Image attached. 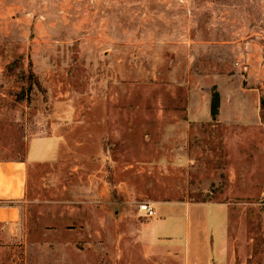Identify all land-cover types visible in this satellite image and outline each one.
Returning <instances> with one entry per match:
<instances>
[{
    "label": "rangeland",
    "instance_id": "rangeland-1",
    "mask_svg": "<svg viewBox=\"0 0 264 264\" xmlns=\"http://www.w3.org/2000/svg\"><path fill=\"white\" fill-rule=\"evenodd\" d=\"M263 65L264 0H0V161L57 140L0 264H184L202 211L177 209L189 234L148 254L138 206L155 202L226 204L233 264H264L259 127L211 115L217 76L260 88ZM208 91L211 120L191 121Z\"/></svg>",
    "mask_w": 264,
    "mask_h": 264
},
{
    "label": "crops",
    "instance_id": "crops-1",
    "mask_svg": "<svg viewBox=\"0 0 264 264\" xmlns=\"http://www.w3.org/2000/svg\"><path fill=\"white\" fill-rule=\"evenodd\" d=\"M260 83V88H242V84L236 81L235 87L229 86L226 77L217 76L211 87H214L220 96L218 114L216 118L221 125H242L244 127L258 128L262 136L264 153V117L260 99H264V65L261 73L254 77ZM240 85V87H239ZM210 87V88H211ZM240 88V89H239ZM211 92L206 94L194 93L187 97L186 114L191 121L208 122L210 115ZM234 116L231 122L226 117V110ZM57 140L40 137L32 139L29 143L26 157L20 161H0V226L11 229L22 219V205L28 200L30 181V166L50 161L57 155ZM264 199V192H263ZM156 215L149 223L139 228V233L144 238V249L148 254L155 252L163 241H170L173 237L182 239L186 237L188 224L173 221V214L177 209L192 212L194 209L202 211V222L196 223L195 229L190 232L195 243V248L187 258L182 260L184 264H233L235 252L230 245L228 237V212L229 208L223 203H162L155 202ZM250 258V256L246 257Z\"/></svg>",
    "mask_w": 264,
    "mask_h": 264
},
{
    "label": "trees",
    "instance_id": "trees-1",
    "mask_svg": "<svg viewBox=\"0 0 264 264\" xmlns=\"http://www.w3.org/2000/svg\"><path fill=\"white\" fill-rule=\"evenodd\" d=\"M12 66L13 65L11 64L9 66V69H11ZM24 82H25V85H27L28 89H25V91L20 96H23L24 93H28L29 91H31L32 85H33V83H35L33 80V75L31 74L30 76L25 78ZM20 99H22V98H20ZM260 106H261L262 118H263L264 117V99L263 98L260 99ZM218 107H219V97H218V94L216 92H214L212 95V100H211V115L213 117H215L218 114Z\"/></svg>",
    "mask_w": 264,
    "mask_h": 264
},
{
    "label": "built area",
    "instance_id": "built-area-1",
    "mask_svg": "<svg viewBox=\"0 0 264 264\" xmlns=\"http://www.w3.org/2000/svg\"><path fill=\"white\" fill-rule=\"evenodd\" d=\"M138 211L145 218H153L155 216V213H156L154 210V207L151 206L150 204H146V203L140 204L138 206Z\"/></svg>",
    "mask_w": 264,
    "mask_h": 264
}]
</instances>
